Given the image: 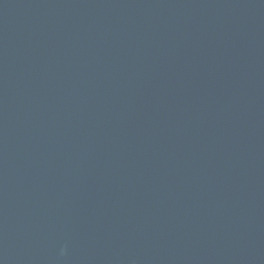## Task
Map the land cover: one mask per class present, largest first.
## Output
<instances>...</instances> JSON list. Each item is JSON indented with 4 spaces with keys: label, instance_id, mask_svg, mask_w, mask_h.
<instances>
[{
    "label": "water",
    "instance_id": "95a60500",
    "mask_svg": "<svg viewBox=\"0 0 264 264\" xmlns=\"http://www.w3.org/2000/svg\"><path fill=\"white\" fill-rule=\"evenodd\" d=\"M0 264H264V0H0Z\"/></svg>",
    "mask_w": 264,
    "mask_h": 264
}]
</instances>
